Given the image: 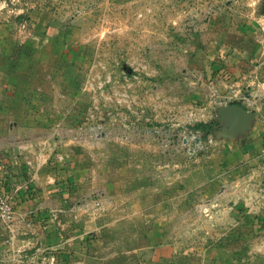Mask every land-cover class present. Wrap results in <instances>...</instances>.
I'll use <instances>...</instances> for the list:
<instances>
[{
  "label": "rangeland",
  "instance_id": "obj_1",
  "mask_svg": "<svg viewBox=\"0 0 264 264\" xmlns=\"http://www.w3.org/2000/svg\"><path fill=\"white\" fill-rule=\"evenodd\" d=\"M40 11L66 16L91 61L68 81L77 105L51 115L65 122L51 168L82 170L72 215L98 227L51 264H264V143H252L256 118L244 133L218 119L246 96L256 105L253 78L229 87L224 69L230 54L264 51V0H0V20ZM100 121L103 139L79 130ZM226 139L252 158L229 163Z\"/></svg>",
  "mask_w": 264,
  "mask_h": 264
},
{
  "label": "crops",
  "instance_id": "obj_2",
  "mask_svg": "<svg viewBox=\"0 0 264 264\" xmlns=\"http://www.w3.org/2000/svg\"><path fill=\"white\" fill-rule=\"evenodd\" d=\"M73 29L66 16L53 11H40L22 20L17 17L0 20V182L16 191L13 224L10 228L0 225V264L36 263V256L47 264L56 263L62 256L66 258L76 251L73 242L82 241L98 227L87 224L89 220L84 217L72 215V207L79 203L73 199L72 192L77 189L82 170L62 176L60 169L51 168V155H54L51 134L56 125L65 123L51 115L54 117L56 112L77 105L74 99L64 102L65 96L80 94L72 90L68 81L73 73L83 79L91 63L89 58L87 61V57L76 53ZM100 63L103 64L102 59L95 62L96 73H101ZM43 65L46 68L41 71ZM225 65L224 76L229 87L236 76H240V81L250 76L253 79L246 85L252 82L258 85L250 95L257 96L256 105L249 106V96L242 105L255 114L254 130L259 136L252 143L262 144L264 51L254 61L230 54ZM261 147L264 145L257 150ZM224 152L229 163L242 157L250 159L254 154L230 139L225 140ZM158 231L149 232L151 243H161L162 229ZM93 235L90 234L91 238ZM28 244L36 245V249L25 251Z\"/></svg>",
  "mask_w": 264,
  "mask_h": 264
},
{
  "label": "built area",
  "instance_id": "obj_3",
  "mask_svg": "<svg viewBox=\"0 0 264 264\" xmlns=\"http://www.w3.org/2000/svg\"><path fill=\"white\" fill-rule=\"evenodd\" d=\"M100 85L102 86V83H100ZM134 121L127 123L126 126L132 129L135 124ZM112 124H114V122ZM79 130L86 133L90 131L96 138L100 139L107 136L105 126L101 121L96 124L81 125ZM260 166L264 169V153L260 160ZM15 192L16 191L11 190L5 182H0V225L4 227L10 228L15 218Z\"/></svg>",
  "mask_w": 264,
  "mask_h": 264
},
{
  "label": "water",
  "instance_id": "obj_4",
  "mask_svg": "<svg viewBox=\"0 0 264 264\" xmlns=\"http://www.w3.org/2000/svg\"><path fill=\"white\" fill-rule=\"evenodd\" d=\"M218 119L224 121L235 131L244 133L251 128L255 120V114L239 102H234L219 109Z\"/></svg>",
  "mask_w": 264,
  "mask_h": 264
}]
</instances>
